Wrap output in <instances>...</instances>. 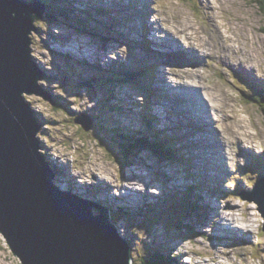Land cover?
<instances>
[{
	"label": "rangeland",
	"instance_id": "374dc122",
	"mask_svg": "<svg viewBox=\"0 0 264 264\" xmlns=\"http://www.w3.org/2000/svg\"><path fill=\"white\" fill-rule=\"evenodd\" d=\"M84 1L85 0H83V2ZM127 1L128 0H124L125 4ZM154 1L155 3H153L152 8H155L156 14H151L148 23H145L150 25V31L143 34L142 27L144 23L141 21L140 17H134V14H127L125 10L121 13L118 12L117 15L120 18L119 23L114 26H108L109 30L107 29L100 32L102 36L108 35L110 37H115V34H117V36H119V39H117L118 42H112L109 46L106 45L107 47L105 46L104 48L103 45L100 44L102 47L101 49L98 48L97 44L92 42L89 37L79 34L71 25L65 23L60 25H49L46 20L37 23L39 31L37 34H33L32 32L33 35H31L32 54L34 60L39 66H46L44 69L48 73V75L39 82L44 90L49 92L52 91L54 94L61 96L56 101L53 99L55 105H51L48 101L35 95L27 96V98L32 101L38 120L44 124L47 123V126L43 125L39 134L43 151L53 164V169L55 170L56 175L60 172H64L67 179L73 185L75 184L76 187L74 189L78 190L83 195H85V190L86 193H92V198L99 197V199H104L105 185L98 187L95 184L91 185V181L93 177L96 176V173L99 175L106 174L107 172L115 174L118 163L109 155L108 150L99 143L100 141L103 142V132L99 131L98 133L95 125V135L92 129L86 132L74 121V118L76 117L77 119L81 115H84L94 123L93 116L100 113V109H103L102 114H107V112L102 107L104 102L100 99L101 97L90 100V95L87 96L86 92H79L80 96H78L76 90H72L73 88L69 83L67 74L64 73L66 67L64 65L60 66V62L63 63L65 60L64 56L72 58L68 63L72 66L71 62H73V64L77 66L76 71L78 78L81 76H89V74L92 73L91 68H85L86 63L94 64L99 62L98 64L104 66L111 62L120 64L122 61L126 66L141 67L149 60H152L153 64H155V61L159 62V66L155 69V78H158L159 80V84L156 85V87L160 92L164 94L166 93L165 96H167V98L153 101L150 108L152 112L150 114L154 117V110H163L166 115L165 119L172 118L173 121L170 122L175 123L177 122L175 118L180 117V123H177L180 124L181 129L185 130L187 135H189L190 132H194L197 135L207 136L206 130L192 120V128L189 129L187 126H184V122L187 120L184 118L186 112L181 107L182 104L189 102L187 99L189 98L187 95V84L191 82L204 83L206 88L203 92V96L210 104L211 115L214 124H216L215 127L222 132L223 137L229 142L227 145V152H229L230 155V158L228 159L230 167L227 174L229 177L227 178V181H231V184L228 185L226 181L223 182V190L228 193L222 194L218 197L219 206L216 210L219 211L221 208L223 211H226L234 208V214H237L244 220L248 219V229L252 231L254 229V236H256V238H253L252 240V245L248 246L250 244L245 243V245H247L245 248H236V243H229L226 239L214 240L213 238H203L201 235V225H197L192 231L181 230L179 236L176 237L175 233L180 230V227L177 224V218L174 217V220L172 219L170 222L160 221L150 225L146 218L135 216L134 211L140 210L145 204V202L136 203L135 195L134 197H132L133 195H128L130 201L124 199L110 200L108 195V197L105 198V201L107 202L106 204L109 203L127 208L130 213L129 217L135 219L139 225L143 227L133 228L132 230L141 229L147 236L153 238L152 240L145 242L143 246L136 242L134 238L132 248L136 262L139 255L146 252L145 245L149 242L155 241L156 245L161 246L164 251L170 249L172 246H178V248L182 247L183 249L189 247L193 251L202 253H208L210 248H223L227 249L224 251L227 255H224L228 257L229 261L231 259L229 256L231 254V249L233 250L232 257L234 264H242V257H245L250 261L249 263V261L244 260V264H264L262 263L264 261V248H262L264 245V232L262 231L264 230H261L264 228V223L263 218L257 209V204L254 202L255 197L251 196L242 199L239 191L232 189V187L237 184L241 190L249 191L256 177L254 171H248L251 166L250 162L255 156H261L264 161V151L261 155L256 152L257 150H261V148L264 149V112L262 111V105L247 101L249 100L247 94L248 92H251V90L246 89L243 82L240 79H237L233 74L235 71L233 65L240 61H247L248 63L250 62L253 67L255 66L254 68L257 75H260V73L263 74L261 75V79H264V3L259 0H211L213 1V4L210 3L211 10H213L214 5V12L216 13L214 14L213 12H210L208 6H206L205 0H200L202 4L199 2V6L197 5V0V3L192 0ZM209 1L210 0H207V2ZM73 2L79 7L82 5L86 6L79 0H73ZM138 5L139 4L137 3L135 7L138 8ZM129 8L132 7L129 6ZM196 8L198 9L196 10ZM179 13L182 14L181 16H185L186 21L190 19L195 23V26L189 28V31H192L193 39L188 37V25L187 28H184L185 24L179 21L182 17L175 16ZM212 18L215 21H213ZM151 22L161 23L165 28H175L178 32L179 44L185 50L191 49V44L193 43V47L197 51L195 45L200 44L202 46L201 48L204 50L201 52L202 54H200L202 55L200 63L196 62V67L190 65L179 66L176 64L177 57L174 56L175 65L162 64L163 58L158 54L159 52H162L154 50V48L158 46L151 40ZM215 26H217V30ZM46 32L50 33L51 39L47 36ZM235 38L238 40H234ZM51 40L53 42H50ZM64 40H68V42L65 43L63 42ZM144 42L147 43L150 51L153 53L154 59L151 58L150 55L145 54L142 47H140ZM56 46L65 50L67 48L71 49L81 56L86 54V58L71 56L67 52L63 53L57 50ZM240 48L245 50H241ZM236 52L238 54H244V58H240ZM55 53L60 56L61 60L56 59ZM250 53L252 55H250ZM197 57V55H185L186 59L194 60ZM93 59L95 61H93ZM77 61H80L82 65L80 66L77 64ZM256 64L262 67L260 68ZM161 68L168 69L163 73L165 82L160 77V74H158ZM217 69H221L224 72L223 77L215 75V70ZM259 81L260 79H255L254 84L257 89L264 91L260 86ZM237 86H240L243 91H240ZM129 92L133 93L129 94ZM98 95L100 96L101 94L99 93ZM116 96L118 102L123 106L124 111L130 109L126 102L121 100L119 96H132L141 100V102H144L143 96L137 91L120 90L116 92ZM63 98H65V101L69 104H67ZM173 100L177 102L172 103L171 101ZM113 101H115V99ZM220 101H227L232 108H229L227 104H224L225 110L229 112L235 111V114H224L219 106ZM164 102H168L170 105L163 107ZM260 102H264V100H260ZM178 106H180L181 109H178ZM142 112L144 111L124 112L128 115L127 117H131L132 119L130 121L129 118L121 117V122H124L125 124L123 125L129 128H142L139 124V114ZM200 117L201 120L204 121L203 114L199 115V121ZM167 122L170 124L169 121ZM205 123L207 124L208 121ZM154 126L162 128L159 123H156ZM167 127L170 128L171 125H167ZM232 128H234V130ZM241 136L247 141H250L251 136H253L256 138L255 140L260 142V144L239 143L237 138H241ZM199 141L201 142V140ZM108 142L109 141L104 142L105 145H108ZM201 143L202 147H206L207 142L203 141ZM209 148V153H211L213 159L212 161H214L218 157L216 147L215 145H212ZM245 149H251L254 153H248ZM68 161L71 164V168L66 169L64 167H57V165H63V163ZM81 164L82 167L80 166ZM211 164L218 165L215 161L214 163L211 162ZM191 168L194 173L209 178L208 167L205 162L203 163L200 157H192ZM132 169L135 175H131L130 171H128L129 168L125 171L126 175L130 178V181L133 182L140 180L148 182L149 177L146 170H140L136 166H133ZM161 171H163L168 177L170 185L174 186L175 184L174 188L180 189L182 186H178V184L186 183L179 165H174L173 169L165 168V170ZM235 176H243V179H240L239 177L236 178L237 181L234 184L232 180ZM59 179L60 178L56 177V182H59ZM102 179L109 178L106 175H102ZM117 180L119 185H125L127 183L119 178ZM63 183L64 180H62V183L60 182L62 185ZM79 184H82V188L77 186ZM153 184L158 186L156 180H153ZM95 188H97V190H95ZM109 189L112 191L110 187ZM133 190L134 189L131 191ZM158 191L161 192L160 190ZM138 193L139 192L137 191L136 196H139ZM113 194L117 195L115 190H113ZM248 194L249 193H245V196H248ZM163 195L164 193L161 192V197L156 202L162 200ZM203 195L204 193L198 194L196 197L197 200L200 201ZM217 195V192L213 194L214 197H217ZM214 209V206L211 204L209 207L210 211L207 213L208 218L213 217ZM229 212L231 213L233 211ZM217 215V219H215V216L214 219L217 220L218 223L214 224L215 220L209 221L208 224L211 223V225H209L210 229L209 232L206 231L204 233V236L207 234L210 236L217 235V232L225 235L224 232L227 233L231 229L229 223V226H227V224L220 220L224 219L226 222L227 220L232 221L228 214L223 213L222 215ZM187 221L190 223L189 220ZM219 223L220 226L218 228L217 224ZM152 230H154L153 233L147 232ZM252 231L250 234H252ZM135 233L140 239L139 234L136 231ZM250 239V235H247L246 242H251ZM258 239L262 241L260 245H258ZM254 253H260L261 256L256 255L257 257H253ZM182 255L188 256L187 258L181 259V262L184 264H196V261L203 259L199 255H194L192 253L184 252ZM250 256H252V258ZM192 257L194 258V261L189 263V259ZM0 264H21L17 257L11 253L1 234Z\"/></svg>",
	"mask_w": 264,
	"mask_h": 264
},
{
	"label": "water",
	"instance_id": "95a60500",
	"mask_svg": "<svg viewBox=\"0 0 264 264\" xmlns=\"http://www.w3.org/2000/svg\"><path fill=\"white\" fill-rule=\"evenodd\" d=\"M4 5L17 10L10 23ZM42 16L19 0H0V233L21 264H130L105 210L93 215L92 206L60 191L40 152L24 94L46 98L29 47ZM256 203L264 217L263 201Z\"/></svg>",
	"mask_w": 264,
	"mask_h": 264
},
{
	"label": "bare ground",
	"instance_id": "6f19581e",
	"mask_svg": "<svg viewBox=\"0 0 264 264\" xmlns=\"http://www.w3.org/2000/svg\"><path fill=\"white\" fill-rule=\"evenodd\" d=\"M137 1H139V0H137ZM138 2H135V1H133V3L131 4V7H132V9L133 8H135V6H136V4H137ZM149 4H152V2H151V0H144V1H141V3L138 5V8H144L146 5H148L149 6ZM146 8V7H145ZM3 9L7 12L6 14H7V22L6 23H10L11 22V19L12 18H14L15 16H17V10H16V8H10L9 6H3ZM149 13H151L152 12V9H149V11H148ZM3 16H5V15H3ZM6 17V16H5ZM2 21L3 20H1V22H0V26H1V23H2ZM216 27V29H217V26H215ZM0 28H2V27H0ZM153 37V36H152ZM140 39V38H139ZM165 35L163 34V37H162V43H165ZM167 41H168V38L166 39ZM171 41H175V39L172 37L171 39H170ZM234 40H238L237 38H235ZM19 41L22 43V38L19 36ZM174 43H177V42H174ZM170 44V43H169ZM195 47H196V49H197V54L199 55L200 54V52H202V51H204L201 47V45L199 44V45H195ZM166 48L168 49V50H171L170 48H169V45H167L166 46ZM173 50V49H172ZM237 55L240 57V58H244V54H238L237 53ZM97 61V60H96ZM233 63V62H232ZM235 64V63H234ZM236 65H239L241 68H243V69H246V70H248L247 68H246V66L242 63V62H239L238 64H236ZM252 65V64H251ZM250 71V75L253 77V78H255V73H254V71L253 70H249ZM260 84V86L262 87L264 84H261V83H259ZM190 86L191 87H200L199 86V84L198 83H195V82H193V83H191L190 84ZM175 89V88H174ZM190 94H194V92L193 91H190ZM191 108H192V110L193 111H198V110H200V109H202L203 108V102H199V103H197V104H190L189 105ZM224 104L223 105H221V107L222 108H224ZM225 109V108H224ZM234 109V108H233ZM201 114H203V116H204V121L203 120H201V117H200V122L202 123V125L204 126V128H206V130L207 131H209V136H210V138H212L213 139V141L215 142L216 141V139H217V136H216V134L213 132V130L208 126V124H206L205 122H207V119H208V114L209 113H204L203 111H202V113ZM160 121L162 120V118L161 117H159L158 118ZM115 127H117V125H115ZM233 130H234V128H232ZM108 131H107V134H108V136H112V137H116V135H115V133H113V132H111V131H109V129H107ZM160 132H159V140H160ZM193 135H190V137H192ZM250 136V135H249ZM118 138V137H117ZM207 138H208V136H207ZM116 139V138H115ZM162 139H163V135H162ZM210 140V139H209ZM211 141V140H210ZM165 144V142H163V144H162V146ZM162 153V152H161ZM225 156V155H224ZM169 158H171V155L169 154ZM215 162H217V163H219L220 165H222V158H221V156L220 155H218V158L216 159V160H214ZM222 169H225L224 167H221ZM52 170H54V169H52ZM54 173V172H53ZM226 174L227 173H222V174H220L219 176H220V178H221V180H222V182H223V179L225 178V176H226ZM55 175V174H54ZM55 178H56V175H55ZM179 181V180H178ZM68 187V186H67ZM71 187L73 188V190L75 191V195L74 196H76L77 198H79L80 200L81 199H84L85 197H81V195H83L81 192H79L78 190H76V189H74L76 186H75V184L73 185V184H71ZM79 194H81V195H79ZM85 194V193H84ZM96 198H98L99 199V197H96ZM85 200V199H84ZM212 210V209H211ZM229 211H233L234 212V209H230ZM223 212V213H227L228 214V216L231 218V222H233V224L236 226V227H233L231 224H230V226L229 227H231V229L227 232L228 234H230V235H223L222 233L220 234L219 232H217L216 234L217 235H221L222 237H225V238H227V236H232L233 238H235V239H243V240H247V235H250V237H251V234H250V232L252 231V230H250V229H248V219H246V221L245 222H242L239 218H237V217H235L234 216V214H233V212ZM222 213V214H223ZM221 213H220V215H222ZM205 215H207V213H205ZM215 219H217V217L215 218ZM214 223V222H213ZM212 223V224H213ZM216 223H218L217 222V220H215V223L214 224H216ZM209 225H211V223L209 224ZM217 226H218V228H219V226H220V223L219 224H217ZM228 227V228H229ZM250 241H251V239H250ZM12 253V252H11ZM224 254H226L225 252H224ZM227 255V254H226ZM225 256V255H224ZM226 262H228V257H223L221 260H219L218 261V264H225ZM198 263H200V264H204L203 262H198Z\"/></svg>",
	"mask_w": 264,
	"mask_h": 264
},
{
	"label": "trees",
	"instance_id": "16d2710c",
	"mask_svg": "<svg viewBox=\"0 0 264 264\" xmlns=\"http://www.w3.org/2000/svg\"><path fill=\"white\" fill-rule=\"evenodd\" d=\"M261 1L262 3H264V0H259ZM49 12L50 14L54 15V16H59V17H70V15H68V12L65 11V10H62V9H54V8H49ZM52 21V20H51ZM73 21L77 22L76 20L73 19ZM83 28H85L86 26H82ZM136 74H131L129 73V71H125V70H119V71H114L112 73V77L110 80H103L102 81H99V79H96L94 80L93 78L92 79H87V80H83L82 83H78L79 85L81 86H86L88 87L90 90L91 88H98V87H102L101 85H104L106 83H117L119 82L120 80H125V81H137V78H136ZM247 101H250V100H247ZM259 105H262V111L264 112V103L263 104H259ZM94 119H96L95 116H93ZM115 142L118 143V146L123 150V152H126V153H131V154H134L135 152V148H138V149H141V148H147L148 150H150L151 152H153L154 154L156 155H162V157H167L169 156V154L171 155L172 157V151L170 149L169 152H166L164 149H163V142L161 141H148L147 139H144V138H137L135 140L136 143H133L132 145L128 142H125L123 140H118L117 138L115 139ZM162 152V153H161ZM114 158V156H113ZM151 262L150 264H162V259L161 257H159L158 255H154L151 257Z\"/></svg>",
	"mask_w": 264,
	"mask_h": 264
}]
</instances>
